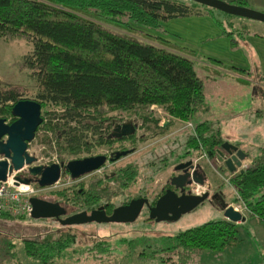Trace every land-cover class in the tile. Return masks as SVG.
<instances>
[{
    "label": "trees",
    "instance_id": "1",
    "mask_svg": "<svg viewBox=\"0 0 264 264\" xmlns=\"http://www.w3.org/2000/svg\"><path fill=\"white\" fill-rule=\"evenodd\" d=\"M198 10L196 5L189 7L169 0H0V38H22L31 44L22 62L37 86L41 121L35 133L39 128L55 133L59 162H66L61 156L64 153L90 156L99 147L109 148L112 142L106 138V131L111 121L135 117L140 120L141 128L161 131L172 121L187 122L206 110L202 79L196 73L195 62L147 41L145 33L158 30L163 21ZM203 11L235 46L238 40L223 26L226 22L231 27V22H222L211 12ZM129 29L137 32L131 33ZM21 90L19 86L0 87V115L4 121L14 119L10 108L20 99ZM151 105L158 108L159 114L149 110ZM159 117L168 120L164 128L158 125ZM84 131L91 133L88 139ZM127 141L134 148L137 139L131 134ZM222 142L221 135L211 131L207 121L193 124V134L185 140L188 148L177 154V161L202 154L207 161L214 160L215 150ZM168 155L156 159L160 165H155L142 182L150 183L167 167ZM248 158L249 164L231 173L225 181L232 192L231 202L241 203L244 206L241 212H247L264 224V146L258 147L255 155L248 154ZM120 169L121 175L108 179L115 180L121 189L135 180L137 172L133 164ZM66 175L64 172L62 177ZM203 182L207 183L206 178ZM167 187L171 188L166 184L151 196L152 201ZM138 190L112 205L140 194L150 197V190L142 187ZM214 192L215 201L221 202L222 191L217 187ZM86 193L89 203H95L97 192L83 188L81 183L50 191L54 201L72 208L83 201L86 205ZM24 218L0 213L1 220ZM237 230L235 222L225 218L207 220L178 230L170 246L157 247L149 253L142 250L139 257L176 251L177 264H183L197 249L232 247L237 242ZM72 237L65 233L51 239H22L21 242L25 255L34 261L31 264H45L58 257L73 241Z\"/></svg>",
    "mask_w": 264,
    "mask_h": 264
},
{
    "label": "rangeland",
    "instance_id": "2",
    "mask_svg": "<svg viewBox=\"0 0 264 264\" xmlns=\"http://www.w3.org/2000/svg\"><path fill=\"white\" fill-rule=\"evenodd\" d=\"M169 1L181 2L189 7L196 5L211 12L222 22L223 20L231 22V27L223 22L224 28L232 31L233 38L238 40L239 45H244L246 51H252L247 42L243 43L247 41L248 37H264V22L225 14L191 0ZM222 1L264 14V0ZM129 30L131 33L137 32L133 29ZM0 43V87L19 86L22 90L19 92L18 98L37 101L36 81L22 62L23 57L30 52L31 44L22 38L0 39ZM249 60L248 72H235L238 77H233L232 80L225 77L211 80L206 73V68L200 70L197 63L195 66L197 75L204 81L206 98L213 109V112L206 118L211 131H217L223 141L239 146L238 148L243 152L255 155L258 147L264 146V79L261 77L257 56L254 54L253 59L249 58ZM151 111L159 114L155 110ZM198 114L193 115L189 122H196ZM0 117L2 116L0 115ZM134 118L133 122L137 124L134 135L137 141L133 153L122 157L116 164L107 165L104 171L107 173L108 170L133 164L137 175L126 188L120 189L115 180L103 179V169L99 168L73 180L67 175L60 177L56 184L42 188L34 196L53 201L55 198L50 195V191L81 183L83 188L97 192L101 199L111 204L118 203L121 198L139 192V187L150 190V197H153L167 177L174 172L172 167L177 162V154H181L188 148L185 145V140L189 134H193V130L185 126L186 121L179 120L172 121L166 129L161 131L157 128L144 129L140 127V120ZM159 121L158 118L159 127L164 128L163 122L159 123ZM83 133L87 139L91 135L88 131ZM54 135L55 133L45 132L42 128L34 133L33 139L27 144V152L36 158V163L46 164L60 161ZM140 137L143 138L142 141L138 139ZM105 150V147H99L95 154H103ZM170 151L173 153L172 155L169 154ZM163 154H169L167 167L156 174L150 183L142 182V178L152 172L155 165H160L156 159ZM61 156L65 162L88 155L82 153L72 156L64 153ZM150 161H154L155 164H148ZM198 163L203 166L207 183L222 191L224 202H231L233 200L232 192L228 183L221 177L225 170L218 168L216 160L207 162L205 159H199ZM214 169L218 170L219 175L214 172ZM205 188L200 189L197 194L204 191ZM75 209L77 210L74 207L71 211ZM219 211L215 198L208 197L174 221H146L147 218H144L145 209L133 222L129 223L89 222L62 226L49 218L0 219V264H31L34 261L25 255L22 239H51L65 233L73 235V241L69 242L58 257L45 264H177L178 253L176 251H161L152 257L150 254L139 257V253L142 250L149 253L157 247L170 246L173 244L174 234L178 230L198 225L207 220L218 219L221 217ZM171 259L172 262L169 261V263L168 260ZM36 264L42 263L37 262ZM200 264L212 263L207 258H202Z\"/></svg>",
    "mask_w": 264,
    "mask_h": 264
},
{
    "label": "water",
    "instance_id": "3",
    "mask_svg": "<svg viewBox=\"0 0 264 264\" xmlns=\"http://www.w3.org/2000/svg\"><path fill=\"white\" fill-rule=\"evenodd\" d=\"M203 6L216 9L225 14L240 16L252 20L264 22V14L256 12L239 5H232L222 0H191ZM10 114L15 119L6 123L0 117V180L5 178L7 170H19L23 164L29 166L34 160V156L28 155L25 151L27 143L34 136L36 127L41 121L40 104L32 99H19L15 101ZM165 122V121H164ZM164 126V125H162ZM120 135L126 136L134 132L129 122L122 123ZM115 131V130H114ZM128 151L113 152L114 159L126 154ZM216 156L221 160L223 167L229 172L234 173L243 169L242 161L248 158V154L240 150L237 146L225 141L220 143L215 150ZM104 154H95L81 158L69 159L65 163H50L46 166L32 165L27 167L29 177L15 180L28 183L35 182L37 186L44 187L52 185L59 176L66 172L70 179H76L82 175L95 171L105 162ZM9 164H8V161ZM110 160H112L110 158ZM174 171H179L168 179V184L172 187L166 188L162 194L158 195L153 205H149L144 197L130 199L126 204L114 207L109 214L102 209H93L89 212L79 211L66 215V211L56 201H50L31 196L28 201L31 206V218H49L56 220L62 226L79 225L83 223H129L133 222L142 206L147 209V218L154 222L174 221L181 214L192 210L196 205L208 197L214 198L216 193L202 191L199 194L192 192L195 184L202 185L205 174L199 163L192 164L190 158L173 165ZM189 187L188 189H184ZM177 189V192L175 191ZM218 208L222 216L232 222L243 220V216L232 205L223 200L218 203ZM63 216V217H62Z\"/></svg>",
    "mask_w": 264,
    "mask_h": 264
},
{
    "label": "crops",
    "instance_id": "4",
    "mask_svg": "<svg viewBox=\"0 0 264 264\" xmlns=\"http://www.w3.org/2000/svg\"><path fill=\"white\" fill-rule=\"evenodd\" d=\"M145 33L147 41L191 58L198 64L200 70L206 68V73L211 80H216L219 77L232 80L233 77H238L235 72H248L249 58L253 59L255 54L260 65L261 77L264 79V37H248L247 41L243 42H247L252 51H246L244 45L241 46L238 42L232 46L229 37L224 35L213 18L200 8L198 12L163 21L158 30L145 31ZM202 84L206 110L197 113L195 124L206 121L207 115L213 112L209 100L206 98L203 79ZM167 123L168 120L163 118V127ZM246 153L248 154V152ZM196 158H198L197 161L205 159ZM216 158L217 156L214 160ZM220 161L219 159L218 168L225 170L221 177L226 180L231 173L223 168ZM249 162L250 159L245 158L242 161L243 167L247 166ZM199 165L203 167L201 164ZM216 171L214 170L219 175L218 170ZM202 185L206 187L204 191L209 192L210 190V194L215 193V189L208 183L204 182ZM235 204L229 202V205ZM219 214L220 218H224L221 211ZM241 216H243V220L235 222L238 228L235 245L217 250L197 249L183 264H200L202 258H207L212 264H264V224L247 212H241ZM169 261L172 262V259Z\"/></svg>",
    "mask_w": 264,
    "mask_h": 264
},
{
    "label": "built area",
    "instance_id": "5",
    "mask_svg": "<svg viewBox=\"0 0 264 264\" xmlns=\"http://www.w3.org/2000/svg\"><path fill=\"white\" fill-rule=\"evenodd\" d=\"M149 109L159 112L158 108L155 105H151ZM159 119H160L159 123L163 122V117H159ZM185 126L193 130V123L187 121ZM25 151L27 152V146ZM27 154L32 155L28 152ZM199 158H205L204 154L199 156ZM0 159H4V158L0 156ZM197 159L198 158L196 157H190L192 164L198 163ZM216 161L219 162V159L216 158ZM50 163H57V162H50ZM50 163H46V164L36 163V158H35V160L29 166L32 165L46 166L49 165ZM29 166L23 164V166L19 170L16 171L12 169L7 170L5 174V178L3 180H0V213H4L12 217H16V216L30 217L31 206L28 201V198L34 196L35 193H37L42 188L49 187V186L39 187V186H35L32 182L22 183L15 180V177H19L20 179L26 177L28 175L27 167ZM214 170L216 171V169ZM57 180L50 186L56 184ZM232 207L235 210L239 211L240 213L244 209V206L241 203L232 205Z\"/></svg>",
    "mask_w": 264,
    "mask_h": 264
},
{
    "label": "flooded vegetation",
    "instance_id": "6",
    "mask_svg": "<svg viewBox=\"0 0 264 264\" xmlns=\"http://www.w3.org/2000/svg\"><path fill=\"white\" fill-rule=\"evenodd\" d=\"M14 118V117H13ZM15 119V118H14ZM13 119V120H14ZM135 119V118H134ZM137 119V118H136ZM12 120V121H13ZM6 123H10V122H8V121H5ZM125 122H129L130 124H131V126L133 127L134 126V132H132L131 134H135V131H136V129H137V124H134V122H133V117H131V118H127L126 120H124V121H121V122H117V121H111V126L109 127V129L106 131V138H108L109 140H111V142L112 143H110L109 144V148H107L104 152H103V154L105 155V157H106V159H105V162L103 163V165L101 166V167H99V168H101V169H103V172H102V178L103 179H106V178H109V177H113L115 174H117V175H121V166L120 167H118V168H116V169H114V170H108L107 171V173H104V171L106 170V166L107 165H113V164H116L122 157H124V156H126V155H129V154H131V153H133V146H131V145H129V143H128V141H127V138H128V136H130L131 134H129V135H126V136H122V135H120V128L118 127V125L120 126L122 123H125ZM115 130V131H114ZM34 137V136H33ZM122 143H125V145H123ZM127 144V145H126ZM125 146V147H124ZM128 151L126 154H124V155H121V156H119L118 158H116V159H114V158H112L113 157V152H121V151ZM95 155V154H94ZM110 158L112 159V160H110ZM187 158H185V159H182V160H179V161H177L176 162V164L177 163H179V162H182V161H185ZM57 163H59V162H57ZM98 168V169H99ZM179 171H174V172H172V174H170L168 177H167V179L164 181V183H163V185L159 188V190L162 188V187H164L166 184H168V179L172 176V175H175V174H177ZM64 174V173H63ZM116 175V176H117ZM67 176H68V174H67ZM26 177H29V175H27ZM26 177H24V178H26ZM60 177H62V176H60ZM64 177V176H63ZM69 177V176H68ZM118 178V176L116 177V179ZM77 179V178H76ZM71 180H73V179H71ZM32 182V181H31ZM33 184H36L35 182H32ZM71 186V185H70ZM167 188H169V187H167ZM166 189V188H165ZM164 189V190H165ZM171 189H172V187H171ZM185 190L187 189V187H185L184 188ZM199 188H197V190H198ZM77 191H79V189H77ZM175 191L177 192V189H175ZM163 193V192H162ZM161 193V194H162ZM87 195H85V197H84V199L85 200H87L88 201V193H86ZM160 195V194H159ZM137 197H144V198H146L147 199V202H148V204L151 206V205H153V203H154V200L157 198V196L154 198V200L152 201V198L151 197H148V196H143V195H141L140 194V196H136V197H129L128 199H127V201L126 202H123V203H120V204H117V205H112L110 202H107V201H105V200H103V199H101L99 196L97 197V199H96V201H95V203H93V204H90L89 202L90 201H88L87 203H86V205H84L85 204V202L83 201V203H77V205L76 206H78V207H76L77 208V210L75 209V210H73V211H71V209H72V207L70 206V205H68V204H66V203H60L59 202V204L61 205V206H63L64 207V209H65V211H66V214H65V216L66 215H70V214H72V213H76V212H79V211H86V212H89L90 210H93V209H102L106 214H109L110 212H111V210L114 208V207H116V206H118V205H123V204H126L130 199H133V198H137ZM54 201V200H53ZM152 201V202H151ZM72 202H69V204H71ZM80 205H82L83 207H79ZM75 207V206H74ZM143 209H145V212H146V214L144 215V218H147V209H146V207L143 205L142 206V208H141V210H140V212L143 210ZM139 212V213H140ZM139 215V214H138ZM63 217V216H62ZM138 217V216H137ZM54 220V219H53ZM54 221H56V220H54ZM147 221H153V220H150V219H148L147 218Z\"/></svg>",
    "mask_w": 264,
    "mask_h": 264
},
{
    "label": "bare ground",
    "instance_id": "7",
    "mask_svg": "<svg viewBox=\"0 0 264 264\" xmlns=\"http://www.w3.org/2000/svg\"><path fill=\"white\" fill-rule=\"evenodd\" d=\"M205 187V185H198V184H195L192 188V192L197 194L198 192H200V189H203ZM197 188H199L198 190H196Z\"/></svg>",
    "mask_w": 264,
    "mask_h": 264
}]
</instances>
